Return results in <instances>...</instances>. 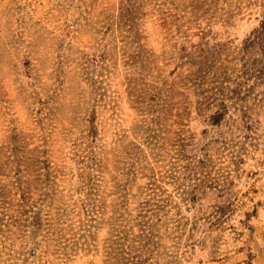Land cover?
I'll return each mask as SVG.
<instances>
[{
  "label": "rangeland",
  "instance_id": "rangeland-1",
  "mask_svg": "<svg viewBox=\"0 0 264 264\" xmlns=\"http://www.w3.org/2000/svg\"><path fill=\"white\" fill-rule=\"evenodd\" d=\"M0 264H264V0H0Z\"/></svg>",
  "mask_w": 264,
  "mask_h": 264
}]
</instances>
